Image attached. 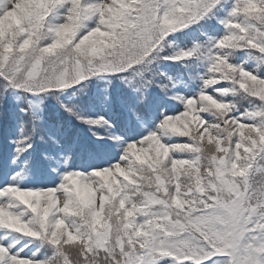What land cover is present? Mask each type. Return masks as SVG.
I'll use <instances>...</instances> for the list:
<instances>
[{"label":"snow or ice","instance_id":"1","mask_svg":"<svg viewBox=\"0 0 264 264\" xmlns=\"http://www.w3.org/2000/svg\"><path fill=\"white\" fill-rule=\"evenodd\" d=\"M0 137V264H264V0H0Z\"/></svg>","mask_w":264,"mask_h":264},{"label":"trees","instance_id":"2","mask_svg":"<svg viewBox=\"0 0 264 264\" xmlns=\"http://www.w3.org/2000/svg\"><path fill=\"white\" fill-rule=\"evenodd\" d=\"M160 70L165 71L175 77L178 81L183 76V79L187 81V72L192 70L189 68L182 67L180 64H170L167 62L160 64ZM119 83V82H116ZM103 87L104 82L101 80H93L88 82V86L84 89L83 92H76L72 94L74 90H68V94L65 97V102L70 105H75L77 110L85 118H96L97 116H107L109 119L113 120L117 124V131L125 136L130 135V130L126 126V114L121 108L119 100H115L113 104L106 105L103 97ZM195 84L191 85V88L194 89ZM180 91H188L191 94V90L187 89L186 86L182 84ZM154 94L160 95V98L163 100L162 106H171L175 103L174 101H167L163 98V95L159 93L158 89L153 90ZM45 103H48L47 101ZM52 103H55L52 101ZM158 111V109H157ZM67 116V113L64 114ZM72 122L76 127L81 130L82 143L89 144L94 140V137L91 136V133L88 132L89 126L86 123H82L80 120L72 118ZM153 126L149 124V127ZM97 131L104 133V128H98ZM137 133H142V129L136 128ZM13 153V148L8 144L6 137H0V167H2V175H0V180L7 181L11 172V169L8 167V158ZM88 162L87 156L77 157L74 161L75 164H83ZM99 161H93V163H98ZM26 184L31 183L30 178L25 179ZM27 243V241H23Z\"/></svg>","mask_w":264,"mask_h":264}]
</instances>
